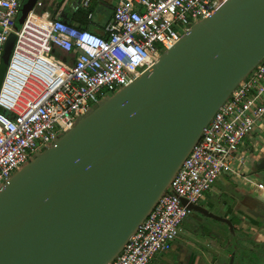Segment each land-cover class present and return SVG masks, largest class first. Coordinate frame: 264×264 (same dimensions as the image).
Returning <instances> with one entry per match:
<instances>
[{"label": "water", "instance_id": "1", "mask_svg": "<svg viewBox=\"0 0 264 264\" xmlns=\"http://www.w3.org/2000/svg\"><path fill=\"white\" fill-rule=\"evenodd\" d=\"M36 2L23 5L20 24ZM263 58L264 0H226L196 22L152 67L80 117L0 188V264L112 261L218 108ZM255 167L264 171V158ZM188 207L234 232L229 218L197 203Z\"/></svg>", "mask_w": 264, "mask_h": 264}, {"label": "built area", "instance_id": "2", "mask_svg": "<svg viewBox=\"0 0 264 264\" xmlns=\"http://www.w3.org/2000/svg\"><path fill=\"white\" fill-rule=\"evenodd\" d=\"M224 1L119 0L99 34L38 12L41 0L19 26L27 0H0V67L8 37L16 36L0 81V188L107 91L133 83ZM263 120L264 58L218 108L161 198L108 264H149L156 253L170 250L191 211L188 204L198 203L223 174L264 190V183L242 172L240 153Z\"/></svg>", "mask_w": 264, "mask_h": 264}, {"label": "crops", "instance_id": "3", "mask_svg": "<svg viewBox=\"0 0 264 264\" xmlns=\"http://www.w3.org/2000/svg\"><path fill=\"white\" fill-rule=\"evenodd\" d=\"M41 1L44 3L43 8H45L43 12H49L52 17L58 16L77 27L88 28L92 31L98 30L97 33L105 34V25L112 19L119 0ZM258 132H260V128L256 131V133ZM246 145L244 141L240 151L245 158V163L243 166L241 165L242 172L264 183L262 176L264 171L259 172L255 167L257 162L264 158V144L257 143L255 147L253 146L244 154L243 150ZM246 163L254 166L251 173L246 172ZM200 200L202 201L200 202ZM200 200L197 204L210 211L214 208L220 210L219 215L227 217L233 222L236 233L232 240L236 244L240 239L244 240L247 255L250 253V257H244V254L241 253L239 261H234L233 264H264V190L252 185L241 176L224 174ZM199 214L203 213L199 212ZM205 216L208 219L217 220ZM196 217L198 225L202 219L197 215ZM189 220L188 214L183 222V230L176 238L173 247L168 251L156 253L149 264H230L231 251L222 247L215 239L210 238L214 243L210 241L207 243L208 247L214 246L213 251H208L197 245L196 241L204 242L205 239L208 240V237H198L189 228ZM224 223L230 227L226 222ZM219 228V230L216 229V232L219 237H222L221 234L226 233H224V228L221 226ZM257 257L259 260H256Z\"/></svg>", "mask_w": 264, "mask_h": 264}, {"label": "rangeland", "instance_id": "4", "mask_svg": "<svg viewBox=\"0 0 264 264\" xmlns=\"http://www.w3.org/2000/svg\"><path fill=\"white\" fill-rule=\"evenodd\" d=\"M44 6L42 7H37L36 10L40 13H42L45 8H43ZM58 17V16H57ZM19 26H21V24L19 23ZM96 32H99L98 30H95ZM101 33V32H100ZM15 42H16V36L15 34H13V36L11 37V44L14 43L15 45ZM14 48V46H13ZM13 50V49H12ZM55 54L58 58H62L63 57V54L60 52V51H55ZM1 76L0 75V79H1ZM1 81V80H0ZM114 94L113 91H107L106 92V95L105 97L102 99V101L106 98V97H109V96H112ZM79 120V119H78ZM262 124V127L260 128V132L258 133H254L253 135H247V137L245 138V143L247 144L245 146V149L243 150V153L246 154L245 152H247L248 150L252 149L253 146L255 147L257 143H260V144H264V120L259 122V124ZM64 133H60L59 134V137L62 136ZM257 140V141H256ZM254 142V143H253ZM253 143V144H252ZM46 148L45 147H40L33 155H36V153L38 152H42L44 151ZM29 162V161H28ZM246 172H250L252 170H254V166L253 165H249V163H246ZM260 172V171H259ZM259 172L258 175H259ZM255 174V173H254ZM224 175V174H223ZM263 178H264V175H262ZM226 177V176H225ZM202 200H200L201 202ZM214 210V211H213ZM211 209V211L215 212L217 211V214L218 213H221L220 210H217V209ZM200 217L202 220H200V222L198 223L197 225V217ZM200 215V216H199ZM189 216H190V220H189V228L192 229V231H194L198 237L202 238V237H208V240L204 242L202 241H196L197 245H199L201 248L203 249H206L208 251H213L214 250V246L213 247H208L207 246V243L208 241H210L211 243H214V241L210 238H213L215 239V241H217L222 247H224L225 249H227L228 251H231V256L234 255V261H239V258H240V254L243 253L244 254V257H250V253H248L247 255V252H246V244H244V240L240 239L239 242L236 244L234 242V240H232V238H234V234L236 233V230L233 231L230 229V227L226 226V224L224 222H221V221H217V220H211V219H208L206 218L205 215L203 214H199L198 211H194V210H191L189 212ZM235 224H236V221L234 220ZM222 227L224 228V235L221 234L222 237H219L217 235V232H216V229L219 230L220 228L219 227ZM239 230V229H238ZM238 233V232H237ZM225 237V238H223ZM213 241V242H212ZM244 242V243H243ZM245 245V246H244ZM234 253V254H233ZM247 255V256H246ZM230 256L229 258V262L230 264H233V262L231 263V259L232 257ZM256 260H259V257L256 258Z\"/></svg>", "mask_w": 264, "mask_h": 264}]
</instances>
